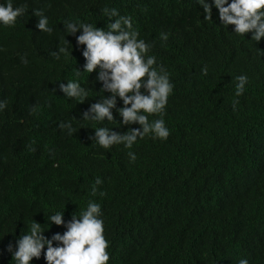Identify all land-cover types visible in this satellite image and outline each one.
Instances as JSON below:
<instances>
[{"label":"trees","instance_id":"trees-1","mask_svg":"<svg viewBox=\"0 0 264 264\" xmlns=\"http://www.w3.org/2000/svg\"><path fill=\"white\" fill-rule=\"evenodd\" d=\"M11 2L25 13L14 27L0 24V101L7 103L0 111V264H15L17 241L33 221L50 240L89 201L101 206L108 264H264V40L225 27L213 0H206L212 20L198 0ZM104 8L131 18L174 85L163 117L149 116L164 120L167 140L149 135L132 149L95 143L99 127L142 131L123 125L119 98L116 122L83 120L111 93L101 92L98 72L84 70L86 46L76 39L82 30L70 35L63 25L107 31L116 18ZM34 10L48 18L51 34L37 28ZM60 47L68 51L51 55ZM241 75L247 84L237 97ZM70 80L88 91L83 104L61 91ZM57 212H64L65 226L48 221ZM31 264L47 261L42 254Z\"/></svg>","mask_w":264,"mask_h":264},{"label":"clouds","instance_id":"clouds-1","mask_svg":"<svg viewBox=\"0 0 264 264\" xmlns=\"http://www.w3.org/2000/svg\"><path fill=\"white\" fill-rule=\"evenodd\" d=\"M204 9L205 20H212V5L206 0H198ZM218 9L219 19L225 27L234 26L236 34L245 36L252 34V40L257 43L264 40V0H213ZM103 14L114 19V23L108 24V30H102L87 23H75L66 21L64 28L70 35H75L82 30V34L76 37L79 45L86 46L82 55L86 60L85 72H98L97 79L102 83V93H111V97H104L97 103L90 105V109L83 113V120L97 122H116L113 109L117 108V98L123 101L124 107L117 109L122 117L123 125L139 124L142 128L130 130L125 134H119L107 127L94 129V140L105 150L114 145L123 144L132 149L137 139H143L151 135L153 139L167 140L170 131L162 118L149 121V116L163 117L170 96L173 94L174 85L170 82L167 71L160 66L156 67V58L148 55L150 45L143 39H139V33L133 30L131 18L122 17L116 9L104 8ZM25 13L24 7H14L11 0L6 5L0 4V24L5 27H14L19 17ZM39 18L37 28L42 33L51 34L53 29L49 27V20L41 10H34ZM161 39L167 40L165 34ZM69 44L68 41H66ZM70 45V44H69ZM68 51L60 47L58 52L51 55L59 58V55ZM27 63L26 58H22ZM205 74L207 70L204 69ZM81 72L77 70V75ZM235 95H243L247 77L244 75L236 78ZM60 89L67 98L79 101L83 104L87 100L88 91L78 82L68 81L60 83ZM144 90V91H142ZM146 91L147 94H144ZM238 100L233 101V107ZM7 107L6 101H0V111ZM60 128H67L69 134L75 129L71 124H60ZM130 159L135 161L133 152L128 153ZM102 180L97 177L95 185H100ZM97 189L93 186L92 194L96 195ZM104 195V193H100ZM64 212H57L48 221L57 226H65ZM101 206L89 201L87 209L73 215L66 225L63 234L56 233L52 239H46L43 235L42 225L33 221L28 232L17 241V249L13 253L15 264H31V261L40 259L41 255L47 264H108L110 255L107 251L109 243L105 237L104 222ZM59 246H53V242ZM45 246L47 250L45 252ZM9 251L12 247L9 246ZM239 264H248L246 259H241Z\"/></svg>","mask_w":264,"mask_h":264}]
</instances>
